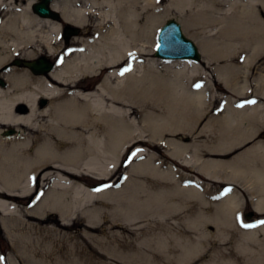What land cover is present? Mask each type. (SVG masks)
Here are the masks:
<instances>
[{
	"label": "bare ground",
	"instance_id": "obj_1",
	"mask_svg": "<svg viewBox=\"0 0 264 264\" xmlns=\"http://www.w3.org/2000/svg\"><path fill=\"white\" fill-rule=\"evenodd\" d=\"M38 1L0 0V67L16 58H59L47 73L13 65L0 74L8 84H0V213L17 256L49 261L134 256V247L122 250L134 240L121 221L133 225L141 217L138 208H125L117 201L109 208L114 211L107 212L83 206L87 197L79 195L90 187L85 176L105 177V160L116 163L125 147L144 140L168 146L165 157L170 161H166L176 165L172 172L179 181L177 164L195 172L199 180L183 190L184 196L173 194L180 199H173L174 210L190 207L195 214L190 222L198 237L180 234H187L194 244L187 251L207 237L208 232L197 231L210 222H219L222 239L230 237L227 229L239 220L246 201L244 189L255 212L264 214V86L263 97L254 103H242L234 96H244L250 88L248 73L238 79L240 71L248 72L264 55V0L232 1L245 9L232 19L227 14L217 18L226 38L212 40L209 46L198 44L205 62L226 61L215 68L216 81L225 91L214 84L207 66L190 60H166L159 65L156 57L150 58L157 43L154 40L149 50L150 34L163 11L157 0H53L51 7L61 13V22L36 13L33 5ZM173 3L180 12L188 6L200 12L215 9L212 2ZM233 24V29H227ZM70 25L79 27V33L81 28L91 32L88 29V37L74 39L72 44L78 42L80 47H69V53L61 55L68 42L65 28ZM87 79L97 81L93 88L84 86ZM258 83L264 85V74ZM41 98L49 99L48 105L41 107ZM136 107L142 114L140 123L135 119ZM7 125L20 128H13L19 134L4 132ZM188 135L193 137L185 142ZM241 147L231 157H215ZM168 173L172 175L170 167L160 172ZM176 182L174 178L177 186ZM217 182L231 186L222 194L225 189H212ZM41 187L47 191L39 196ZM68 188L76 189L75 198L86 215L88 247L66 234L58 237L65 224L60 220L67 223L75 209L66 197ZM215 195L223 197L220 205ZM32 196L31 205L26 204ZM217 205L220 209L215 213ZM89 215L96 216L97 222ZM101 223L103 229L93 228ZM239 232L234 247L247 254L253 251L251 243L259 240L258 233L264 234V224L258 231Z\"/></svg>",
	"mask_w": 264,
	"mask_h": 264
},
{
	"label": "rangeland",
	"instance_id": "obj_2",
	"mask_svg": "<svg viewBox=\"0 0 264 264\" xmlns=\"http://www.w3.org/2000/svg\"><path fill=\"white\" fill-rule=\"evenodd\" d=\"M157 1L158 6H160L163 11L155 21V31H152L150 34L151 41L148 47L149 50L152 48V42L157 40L159 28L170 18H176L182 23L183 29L188 37L195 40L198 44L199 42H205L209 46L212 40L217 41L226 38L222 34L224 29L222 26H219L218 22L216 21L218 20L217 18L227 14L230 15L232 19V15H238V13L245 9L244 5L241 3L232 2L235 0H222L221 3L218 2L219 4L216 2V0H192L196 4L200 1L212 2L210 4H214L215 9L210 12H200L201 9L199 10L198 7L194 8L193 6L192 8H189L190 6H188V8L185 7L183 11L180 12L174 5L173 0ZM223 7L224 9H222ZM233 26L234 24L232 26L230 25L227 29H233ZM87 30L81 28L80 33L76 35H70L71 37H68V39H71V41L69 44H66L63 50L60 51L61 55L66 53L68 54L69 47H80L81 45H79L78 42L76 44H72V42L75 38L88 37L90 34L86 33ZM89 32H91V28L89 29ZM233 38H237V36H234ZM63 42H65L64 38ZM241 45L242 44L239 45V49L242 48ZM42 55L47 54L44 52ZM39 57H41V55H38L37 58L35 57V59H38ZM45 57L47 58V56ZM155 57V53L152 52L150 58ZM55 58H58V56H49L48 60L53 62ZM156 58L155 61H158L159 65L167 62L161 58ZM228 61L232 62L233 60H227V62ZM234 62H239V60L234 59ZM194 63L200 65L202 64L204 67L207 66L210 75L213 76L212 79L214 84L219 88L220 91H225V88L219 85L216 81L215 68L225 65L226 61L219 58L218 60H210L209 63L205 62V54L202 52V60L200 62ZM13 65H15L14 60L12 63L1 66L0 74ZM162 68L164 67L162 66L161 69ZM242 71L243 70H241L240 74H238V79L245 78L246 74L248 73L247 79L250 88L248 93H245L244 96L234 95L235 99H240L242 103H250V101L256 102L263 97L262 90L264 85L258 83V78L260 74H264V55L259 61H256L253 64L251 70L246 73ZM52 82L56 83L54 81ZM96 82L97 81L95 79H87L83 84L86 88L90 89L95 86ZM135 111V119L140 123L142 118L141 111L137 107ZM9 128L20 129L16 126L7 125L2 128V130L5 132ZM3 131L2 134H4ZM139 132L140 130L138 133ZM192 137V135H188L185 142H190ZM167 147V145L164 146L160 143L156 144L152 141H140L135 145L125 147V149L120 152V158L116 163L110 159L105 160L103 163L107 173L105 177L97 178L93 176H85L84 178V182L89 184L90 187H88L89 190H82V194L79 195H86L87 197L86 201L83 203V206L87 205L93 208H103L104 211L109 212V208L119 201L120 205L123 207L127 208L129 206H134L135 208H138L139 215L141 212V217L132 221L133 225H131V223L126 220V223L121 221V224L131 231L129 234L132 237L131 239L134 240L130 245L124 244L123 246L127 247L123 248L122 250H129L134 247V249H132V252L136 253L134 256H108L99 259L70 256L66 259H63L62 257L54 258L51 261L45 258H39L40 260H37L30 257V259L26 257H19L13 251L14 246L5 232L4 223L1 219L3 216L0 213V264H264V245L262 244L264 241V234L262 232L258 233L259 240L251 243L253 251L243 254L240 250L234 247V241L240 238L242 235L239 231L246 232L254 228L258 231L261 227V221H264L263 213H254V215L251 217H246L247 212L253 211L252 202L249 199L250 195L247 189H244V194L242 193L246 198V201L244 200L240 217H238L239 220L236 221V218H234L236 222H232V227L227 226V230L231 232L229 234L230 237L226 238L225 240L222 239V233L218 232L216 226L219 222L214 221L216 224L214 222H210L209 225L207 224V226H203V229H198L197 231V233L208 232V235H206L207 237L202 238L203 241L197 245L195 250H186V248H193L192 246L194 244L189 238L185 237L187 234L182 236H180V234L188 233L190 237H198L197 234H194V230L192 229L193 225L190 222V217L194 216L195 214L191 212L190 207L174 210L175 205H172V202H174L173 199H175V202L180 199H177L173 194L177 193L178 196H184L183 190L187 187H193V185H190L191 182H194L193 180H196L197 182L199 180L196 178L197 175L195 172H190L189 169L177 163L176 164L180 166L178 168L179 171L177 172H180L182 177H180V181L178 177H174L172 168H174V166L176 167V165L169 163L168 161L170 160L165 157ZM242 148L243 147L232 151L227 156L216 155L215 157H231V155L241 151ZM193 149L194 148H192L189 152L193 153ZM156 158L159 161H157ZM152 166L156 167V169L159 168V170H153ZM144 167H148V170L143 171ZM168 167H170L172 175H169L170 173L164 175L160 174V172H168ZM174 178L177 180V186L174 184ZM206 181L211 183L209 180ZM199 184L200 186L202 185V187L204 186V183ZM212 186L213 191H219L220 189H227L231 185L228 183L226 184L217 182L213 183ZM38 190L40 189L38 188ZM67 190L68 194L66 197L72 201L71 204L75 209L69 220H67V223L64 220H60L65 224L64 226H60V232H62L58 235V237L66 234L70 238H75L76 240L80 241L82 244H84L83 246L88 247L90 243L87 241V233L84 232L87 231V227H89V225L86 224V215L83 213L82 208H80V202L75 198L76 189L68 188ZM203 190H205L204 187ZM41 191L42 187L39 191V196L44 194L47 191V188L42 192ZM65 191L66 190H64V192ZM226 192L224 190L222 194ZM88 193L91 195L93 194L94 196L90 197ZM98 194L104 195L99 196ZM215 196L217 203L220 205L223 197L218 195ZM33 199L34 196L30 197L28 200H25V202H27L26 204L31 205ZM76 201L78 203H76ZM219 205H217V208H213L215 213L218 208L220 209ZM21 207L24 208V205L21 204ZM173 210L174 213L172 212ZM94 212L95 211H93V213ZM180 215L182 218H179ZM89 217L92 219V221L97 222L96 216L89 215ZM56 218L60 219V216L56 215ZM225 224H228V222ZM99 225H95L93 228L100 230L103 229L101 226L102 223ZM245 225L252 226L247 227ZM91 232H94L95 234H103L101 231ZM188 241H190V243H188ZM140 248L143 251L139 250Z\"/></svg>",
	"mask_w": 264,
	"mask_h": 264
},
{
	"label": "water",
	"instance_id": "obj_3",
	"mask_svg": "<svg viewBox=\"0 0 264 264\" xmlns=\"http://www.w3.org/2000/svg\"><path fill=\"white\" fill-rule=\"evenodd\" d=\"M53 0H39L33 5V9L42 17H49L60 20L61 13L51 7ZM80 28L77 26H67L65 28V36L79 33ZM155 55L164 60H190L200 62L202 60V52L198 43L188 37L183 29L182 23L176 18L168 19L159 29L157 34V43L155 45ZM15 65L30 68L34 73L41 74L53 70L54 63L45 56L38 59H15ZM0 84L6 86L5 80L0 78ZM46 103V100H43ZM14 130H11V133ZM254 211L246 213V217L254 215Z\"/></svg>",
	"mask_w": 264,
	"mask_h": 264
},
{
	"label": "flooded vegetation",
	"instance_id": "obj_4",
	"mask_svg": "<svg viewBox=\"0 0 264 264\" xmlns=\"http://www.w3.org/2000/svg\"><path fill=\"white\" fill-rule=\"evenodd\" d=\"M59 22H61V20H60ZM70 37H71V36H70ZM72 37H74V36H72ZM67 41H68V42H67L66 44H68V43L71 41V39H68ZM58 60H59V58H55V59L53 60V63H54L55 65H57ZM43 100H46V103H44ZM40 103H41V104H40ZM48 103H49V100L46 99V98H42V99H40V101H39V104H40L41 107H44V106L48 105ZM11 130H13V128H9V129H7L5 132H6V133H10ZM13 132H14V131H13ZM13 132H12L13 135H15V134L18 133V132H17V133H13ZM263 135H264V133H263Z\"/></svg>",
	"mask_w": 264,
	"mask_h": 264
},
{
	"label": "snow or ice",
	"instance_id": "obj_5",
	"mask_svg": "<svg viewBox=\"0 0 264 264\" xmlns=\"http://www.w3.org/2000/svg\"><path fill=\"white\" fill-rule=\"evenodd\" d=\"M131 55V54H130ZM127 70H130V69H126ZM121 75H123V73H121ZM197 87H199V85H197ZM250 103H254V101H250ZM261 224H264V221H261ZM247 227H251L252 225H245Z\"/></svg>",
	"mask_w": 264,
	"mask_h": 264
}]
</instances>
